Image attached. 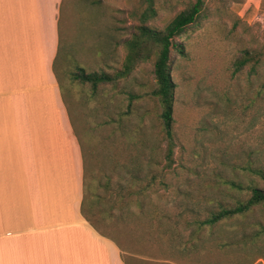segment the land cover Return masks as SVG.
Here are the masks:
<instances>
[{
  "label": "rangeland",
  "instance_id": "obj_1",
  "mask_svg": "<svg viewBox=\"0 0 264 264\" xmlns=\"http://www.w3.org/2000/svg\"><path fill=\"white\" fill-rule=\"evenodd\" d=\"M189 1L154 0L155 14L143 22L144 0H64L55 70L93 178L86 207L93 204V224L120 244L127 264H243L251 249L253 264H264V234L251 237L264 207L214 227L198 223L218 202L247 196L231 181L263 186L264 0H204L179 39L169 170L151 94L154 57L94 91L72 78L77 67L114 75L140 25L162 30Z\"/></svg>",
  "mask_w": 264,
  "mask_h": 264
},
{
  "label": "crops",
  "instance_id": "obj_2",
  "mask_svg": "<svg viewBox=\"0 0 264 264\" xmlns=\"http://www.w3.org/2000/svg\"><path fill=\"white\" fill-rule=\"evenodd\" d=\"M64 0H0V264H126L82 212L84 151L54 63Z\"/></svg>",
  "mask_w": 264,
  "mask_h": 264
},
{
  "label": "trees",
  "instance_id": "obj_3",
  "mask_svg": "<svg viewBox=\"0 0 264 264\" xmlns=\"http://www.w3.org/2000/svg\"><path fill=\"white\" fill-rule=\"evenodd\" d=\"M144 1L149 5V10L143 14V22L155 14L153 8L154 0ZM203 8L204 0H191L189 1L188 6L178 13L162 30L152 29L146 26L145 23L140 25L137 29V33L133 34L132 38L126 41L125 45L127 48V54L123 66L114 75H110L106 72H86L82 67H77V71L72 73L73 79L79 80L83 83H89L94 91L98 85L102 83H111L125 77L128 73L134 70L140 61L154 57L153 75L155 87L151 91V94L158 99L161 106L160 120L162 125V139L166 143V151L164 155L165 163L163 168L168 170L173 164V147L175 138L173 130V107L174 90L176 85L171 76V68L174 56L176 54L184 55V44L179 39L185 33L186 28L197 21ZM60 40L61 38L59 34V47L56 60L60 51ZM248 60L249 58L238 60V67L245 65ZM129 97L134 98L137 97V95L130 94ZM256 173L262 179V187L255 184L243 185L231 181V187L241 194L244 190H249L247 196L245 198L237 196L234 197L232 201L218 202L216 205L210 207L206 211V217L198 221L199 227H214L226 220L245 216L247 213L258 207H264V170L257 169ZM109 179L110 178H108V181ZM92 180L93 178L87 174L84 158V199L82 203V212L85 218L94 225L89 215L92 212V196H95ZM87 201L92 202L91 206L89 205V207H86ZM251 231H255V234L251 236L253 238H257L260 234L263 235L264 224H260L258 228ZM192 232L194 231H190V234H192ZM236 244L237 241H231L228 243V246L234 247ZM246 254V257H243L245 260L243 264H253L255 258L252 255V249Z\"/></svg>",
  "mask_w": 264,
  "mask_h": 264
}]
</instances>
